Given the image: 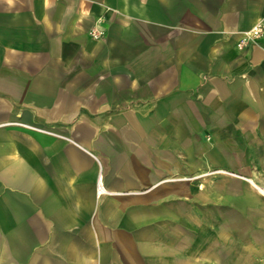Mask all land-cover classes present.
Instances as JSON below:
<instances>
[{
    "label": "crops",
    "instance_id": "obj_1",
    "mask_svg": "<svg viewBox=\"0 0 264 264\" xmlns=\"http://www.w3.org/2000/svg\"><path fill=\"white\" fill-rule=\"evenodd\" d=\"M259 20L0 0V264H264V35L236 46Z\"/></svg>",
    "mask_w": 264,
    "mask_h": 264
},
{
    "label": "built area",
    "instance_id": "obj_2",
    "mask_svg": "<svg viewBox=\"0 0 264 264\" xmlns=\"http://www.w3.org/2000/svg\"><path fill=\"white\" fill-rule=\"evenodd\" d=\"M98 23H100L99 20L97 24ZM97 24L94 27H92L91 30L89 31V35L93 39H99L104 35L103 30H101ZM263 35H264V20H259L250 30L246 31L241 35L236 46L238 49H243L248 44L254 43L260 38H262ZM96 190L98 194L103 192L102 185L99 179L96 183Z\"/></svg>",
    "mask_w": 264,
    "mask_h": 264
},
{
    "label": "bare ground",
    "instance_id": "obj_3",
    "mask_svg": "<svg viewBox=\"0 0 264 264\" xmlns=\"http://www.w3.org/2000/svg\"><path fill=\"white\" fill-rule=\"evenodd\" d=\"M264 192V191H263Z\"/></svg>",
    "mask_w": 264,
    "mask_h": 264
}]
</instances>
